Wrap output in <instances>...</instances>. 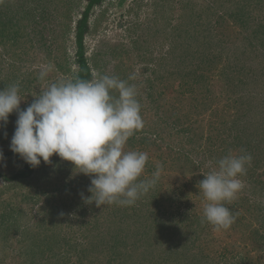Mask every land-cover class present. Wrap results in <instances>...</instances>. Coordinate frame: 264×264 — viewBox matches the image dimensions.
<instances>
[{"label": "trees", "instance_id": "trees-1", "mask_svg": "<svg viewBox=\"0 0 264 264\" xmlns=\"http://www.w3.org/2000/svg\"><path fill=\"white\" fill-rule=\"evenodd\" d=\"M8 2L9 0H0L1 43H6L8 39L15 43L18 42L16 38H20L16 33V37L12 36L11 38L5 32V28L11 23L12 18L8 15L10 11L7 7ZM103 2L104 0H86L79 12L80 16L73 27L78 71L72 79L79 77L91 80L94 70L98 68L96 63L92 64L87 56L86 38L93 29L92 23H90L92 13L98 5H103ZM71 4L73 5L72 10H74L82 5V0H72ZM155 5L160 8L158 12L163 14V18L170 21L171 46L167 53H163L158 60L160 75L150 83L152 91L149 92V97L156 109L164 112L165 116L158 117L160 122H157L156 126L159 130L156 128L153 131L157 137L155 136V139H153L154 135L141 137V143L150 141V144L153 145L158 136L164 141L160 130H164L165 125H170L165 119L169 115L175 118V121L171 123L172 128L174 129L178 125L175 128L176 133L188 134L189 137L186 141L195 144L191 147V151L194 150L198 153L207 151L212 160H219L222 158L220 155L223 156L222 150L224 153L229 152L227 144H224L225 138L223 139L225 146L215 147L225 131L229 134L230 130L236 128L239 135L244 137L248 135L247 128L249 126L247 124L251 128L252 126L256 127V133L259 130H264V124H262L264 111L261 110L264 109V105L258 102L259 94L255 93V88L260 86L259 79L264 77V57L257 59L255 53V50L259 52L257 48L261 50V46L264 49L262 13L264 0H170V2L159 0ZM178 6L182 12H178L176 16ZM103 12L105 9L99 11V14L101 15ZM68 18L72 17L68 15ZM97 22L95 21V28L98 25ZM227 25L241 27L245 32L243 42L240 40V44H238L235 37L227 38L225 33L227 29L230 33H235V30H231ZM71 30V26L68 25L65 34L66 32L70 33ZM237 33L236 31L235 34L237 35ZM253 41L261 46H255ZM223 52H229L228 56L232 55V57L220 68L218 60L222 58ZM251 56L256 59H249ZM153 72L155 73L156 70ZM124 76L125 80L128 79L126 75ZM167 76L170 79L168 83L172 86L171 89L177 92L179 97L169 95L161 89L162 85L159 86L158 81H168ZM216 76L223 79L224 84L221 82V87L218 85ZM149 81L151 80L149 79ZM232 87L245 90V93L237 99L243 106L245 104L247 109H243L240 116L232 114V119L228 120L237 99L232 103L230 97L226 98L227 103L221 100H225L226 94L234 92ZM248 94L251 99L249 104L246 100ZM255 102L256 108H254ZM220 103L222 106H219ZM210 108L211 114L207 113V115L208 130L211 131V135L208 139L214 147L211 146L207 150L203 147L201 140L204 133L203 112ZM240 110L237 108V113ZM251 111H254V115L250 118ZM243 120L245 125L240 124ZM219 121H223V125L227 126L224 130L215 125L216 122L220 123ZM183 122L184 125H182ZM254 137L256 138V134L251 133V139ZM262 140L264 143V138ZM171 147L172 145H167L169 151H171ZM181 153L182 151H178L177 155ZM185 153L187 154V150ZM186 159L191 166L196 168L192 157L186 156ZM51 160V164L44 163L42 160L45 165L41 162V165L36 168L26 163L18 172L6 177V185L0 186V194L21 186V184L28 187L26 192L24 191L25 193L17 192L16 196L21 197L17 198V200L20 198L18 202L12 203L11 199H6L7 203H0V233H3L5 237L11 232L17 236L19 245L16 253L18 261L5 262L6 255L0 251V264H209L207 260L213 261L209 257L202 256L203 250L200 249L199 243L195 244L200 241L202 233L205 231L204 228L211 226L209 229H214L207 222L202 223V216L200 217L197 209V206L203 204L200 203L203 196L199 194L197 185L204 179L203 174L209 170L194 175L191 169L186 168L191 178L185 185L181 183V185L172 188H167L160 179L152 190L141 196L131 206L113 204L96 207L95 203L89 204L90 215L93 217V220L89 222L84 220L88 211L80 209L81 205L77 207L76 203L67 201L57 203L58 196L56 198L55 196L61 194L59 187L53 190V203H40L39 198H41L42 191L38 187V191H34L30 187L32 183L35 186L42 183L46 165L52 169L59 165L55 155ZM189 168L191 167L189 166ZM40 169L42 170L37 171ZM145 177L147 176L143 175L141 178ZM251 182L252 187L256 188L258 182L255 179ZM69 185L67 186L70 188L71 184ZM85 185L89 186L90 183L85 184L83 181V184L79 185L80 189H85L83 187ZM85 191L91 196L88 187ZM261 192L264 196V191L261 190ZM70 199L73 201L72 197ZM235 203H238L237 209L241 207L246 209L247 206V209L244 210L245 213H242V210L235 212L234 208L231 210L241 218L240 224L250 228V234L246 235L245 233L241 240L247 241L244 244L247 249L249 245H254L259 249V246L264 244V233L263 229L253 225V221L257 219L258 225L264 226V201L257 202L251 197L238 194ZM93 211L94 213L98 212L93 214ZM74 213L83 218V223L80 226L91 228L90 230L97 231L96 236H101L94 245L89 241L86 242V245H91V249L93 252L96 251L97 255L90 254L89 250H85L84 247L80 249L78 241H74L73 245V236H69L68 232L64 233L62 230L56 234L48 232L47 225H50L51 228L56 225H64V218L68 221L67 219H72ZM59 241H65V250L55 251L53 243L58 244ZM89 247L87 246V249ZM225 248L231 253L230 255L225 253L222 260L230 256L232 262L228 260L222 262L218 259L211 264H264L262 256L251 258L250 251L247 254H242L239 251H231L228 246Z\"/></svg>", "mask_w": 264, "mask_h": 264}, {"label": "rangeland", "instance_id": "rangeland-1", "mask_svg": "<svg viewBox=\"0 0 264 264\" xmlns=\"http://www.w3.org/2000/svg\"><path fill=\"white\" fill-rule=\"evenodd\" d=\"M70 1L72 2V0H9L7 3V7L10 9L8 15L12 18L11 23L6 26L5 32L9 37L11 36V38L15 36V33L19 35L20 38H16L18 42L15 43L10 39H8L6 43H1L0 39V90L18 82L22 99L20 108L22 110L26 109L33 102L35 99L34 95L39 94L41 87L61 80H70L78 71V64L75 60L76 50L73 27L80 16L79 12L82 10L86 0H82V5L74 10H72L73 5ZM157 2H159V0H104L103 5H98L92 13L90 23H92L93 29L91 33L87 35L86 46L87 56L90 58L91 63H96L98 67L94 70V75H116L121 79L125 78L124 75H126L127 78L131 74L136 75V80L129 82L138 85V99L141 104L143 127L135 131L129 138L126 150L147 152L149 159L143 175L150 177L151 174L157 170V165H159L161 168L159 180L161 179L167 188H172L181 185V183L185 185L188 179L191 178L186 168L191 169V172L196 175V173L198 174L204 170H210L211 167H215L217 160H212L207 151L201 153L194 150L191 151V147L195 146V144L186 141L189 137L188 134L176 133L175 128L178 127V125H176L174 129L172 128L171 123L175 121V118L169 115L165 119L170 125H165L164 130H160V134L163 136L164 141L158 136L153 145L150 144V141L147 143L144 142L145 144L141 143V137H150L154 135L153 131L158 128L156 123L160 122L158 117L160 115L165 116L164 112L156 109L152 99L149 97V92L152 91L150 83L154 81L156 76L159 77L160 75L158 60L163 53H167L171 46L170 21L168 22L165 20L163 14L158 12L160 8L155 5ZM166 2H170V0H166ZM104 6L106 8H103ZM103 9H105V12H103L104 15H100L99 11ZM178 12H182L179 6L176 8V16ZM262 13L264 18V8L262 9ZM68 15L72 18H68ZM95 21H98L96 28ZM68 25L71 26L72 30L70 33L66 32L65 34V29ZM228 28L238 33L237 35L232 32L230 33L229 29H227V31H225L227 38L235 37L238 44H240V40L243 42V35L245 32L240 26L231 25L228 26ZM245 42L247 43V41ZM253 44L255 46H261L254 41ZM260 48L261 50L257 48L259 52L255 50L257 59L264 57V49L262 46ZM225 52H223L222 58L218 60V66L220 68L232 57V55L230 57L228 56L229 52ZM254 58V56H251L249 59L253 60ZM42 68L49 69L48 76L45 78L44 82L38 79L39 72ZM153 70H156V72L154 73ZM216 77V80L219 82L218 85H220L223 79H220L221 77L218 76ZM166 78H168V81H158L159 86L161 87L162 85L161 89L166 91L169 95L172 94L175 97H179L177 92H174V90L171 89L172 86L168 83L170 82L169 76ZM149 79L151 81H149ZM259 82L260 86L255 88V93L259 94L258 102L264 105V77L260 78ZM177 85L178 83L176 87ZM233 89L234 92L226 94L225 100L222 99L221 101H226L227 103L226 98L230 97V102L232 103L245 93V90L241 88L235 87ZM221 95L223 96L224 94ZM246 97L249 104L251 101L250 94ZM219 106H222V104L220 103ZM256 107L257 104L255 102L254 108ZM237 108L241 109L238 113ZM245 108L247 109V106L245 104L243 106L240 100L238 101L237 99L230 112L231 116L227 119H232V114L240 116ZM261 110L264 111V109ZM203 113L204 133L201 143L203 147L208 150L209 147L212 146L208 139L211 135V131L208 130L209 122L207 115V113L211 114V108L207 111L205 110ZM253 115L254 111H251L249 117L251 118ZM17 116L18 114L16 112L10 114L8 123L3 128H0V150L3 151L5 157V160L0 163V186L6 185V177L15 174L26 165V162L10 149ZM219 122L220 123L216 122L215 125H218L219 129L221 128L224 130L227 126L223 125V121ZM241 122V125H245L244 120ZM262 124H264L263 119ZM182 125H184V122ZM247 126H249V128H247V136L243 137L239 135L236 128L235 130H230L228 132L229 134L225 131L224 134L226 135L224 136L223 134L221 136L220 141L215 144V147L219 146L218 148H221L225 146L224 144H227L226 147L229 149L228 153L231 152L234 155H239L241 154V150H244L251 154V164L247 166L246 174L240 177L245 187L239 194L251 197L252 200L257 202L264 201V196L261 192V190L264 191V143L262 140L264 138V130H259V132L256 133V127L252 126L251 128L248 124ZM251 133L254 135L256 134V138L254 137L251 139ZM155 136L156 134L153 136V139H155ZM224 138L225 142L223 144ZM167 145H172L171 151L168 150ZM184 149L185 151L187 150V154ZM178 151H182V153L177 155ZM222 152L223 156L228 154L224 153V150H222ZM183 154L186 155L183 156ZM186 156L192 157L196 164V168L191 166ZM220 156L223 157L222 155ZM55 157L57 161H59V165L55 166L54 169L46 165L45 174H43V179L41 181L42 183L36 186L32 183L30 187L33 188L34 191H38V188L42 191L41 198H39L41 200L40 203H53V190L59 187L61 189V194L55 196V198L58 196L57 203H65V201H67L68 203H76L75 206L77 207L81 205L79 207L80 209L83 208L88 211L87 215L84 216V220L89 222L92 221L93 217L90 215L91 208L88 206L89 204L84 202L81 196V193H83L85 197L89 196L85 191L89 186H83L85 189H80L79 187L81 183L83 184V181L85 184L91 183V178L84 174H74V165L71 162L63 161L58 155H55ZM188 165L191 168H189ZM41 170L42 169L37 171ZM252 179L258 182L256 188H253V185H251ZM69 184H71L70 188ZM27 188L28 187L21 184V186L7 190L5 193L0 194V203H7L6 199H11L12 203L18 202L21 197L16 196L17 192H26ZM69 196L73 198V201H71ZM18 197L20 198L17 200ZM200 203L204 204V200L202 199ZM203 204L197 206L200 217L203 215ZM230 204V210L234 208L235 212L242 210V213H245L244 210L247 209V206L246 209L245 207L237 209L238 203H235V200ZM104 210L106 209L104 208ZM97 212L98 211H95L94 213L93 211L92 213L96 214ZM247 216L248 219H250L249 214H247ZM237 218L239 217L236 216V222L226 230L222 229L217 231L215 229H209L211 226H207L209 228H204L205 231L202 233L200 241L195 242L196 245L199 243L200 246H198L203 250L202 256L209 257L211 261L213 260L212 262L207 260L209 264L214 263L215 260L218 261V259L222 260L225 253L230 255L231 252L225 250L226 246H228L231 251H239L242 252V254H247V252L250 251L251 258H259L262 256V262H264V244L263 246H259V249L254 247V245H249L247 249L244 245L247 241H242L241 237H243L245 233L246 235L250 234V228L240 224L241 218ZM67 220L68 221L64 218V225H56L52 228L50 225H47L48 232L52 234L58 233L59 230L60 232L62 230L64 233L68 232L69 236H73V245L75 243L74 241H78L80 249L84 247L85 250H89L90 254H96L97 252H93L91 245H86V242L89 241L90 244H96V241L99 240L98 238L101 237L96 236L97 231H92L90 230L91 228L88 229L84 225L80 226L83 223V218L76 213H74L72 219ZM253 222V225L263 229L262 232L264 233V226L258 225L259 222L257 219ZM84 229L86 231H83ZM64 242L65 241H59L57 242L58 244L53 243L55 251L65 250ZM87 246H90L89 249H87ZM18 249L17 236L10 232L4 237V234L0 233V251L6 255L5 262L18 261V257L16 256ZM226 260L232 262L230 256H227L222 262Z\"/></svg>", "mask_w": 264, "mask_h": 264}, {"label": "clouds", "instance_id": "clouds-1", "mask_svg": "<svg viewBox=\"0 0 264 264\" xmlns=\"http://www.w3.org/2000/svg\"><path fill=\"white\" fill-rule=\"evenodd\" d=\"M49 69L42 68L38 79L45 81ZM136 75L121 79L116 75H94L91 80L79 77L61 80L40 88L39 94L21 109L19 83L0 90V128L13 112L18 114L10 149L36 168L58 155L74 165V174L91 178L82 199L96 207L131 206L152 190L159 181L161 168L150 177L144 174L147 152L126 150L129 138L143 127ZM6 135V134H5ZM5 160L0 150V163ZM252 156L244 150L231 152L216 161L204 173L197 187L203 196L202 223L215 230H226L235 222L227 204L244 189L240 177L246 174Z\"/></svg>", "mask_w": 264, "mask_h": 264}]
</instances>
